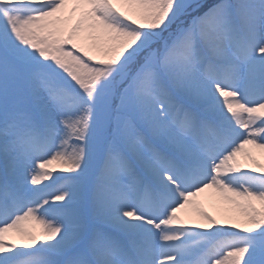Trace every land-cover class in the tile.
<instances>
[{"label":"snow or ice","instance_id":"1","mask_svg":"<svg viewBox=\"0 0 264 264\" xmlns=\"http://www.w3.org/2000/svg\"><path fill=\"white\" fill-rule=\"evenodd\" d=\"M261 156L264 0H0V264H264Z\"/></svg>","mask_w":264,"mask_h":264},{"label":"bare ground","instance_id":"2","mask_svg":"<svg viewBox=\"0 0 264 264\" xmlns=\"http://www.w3.org/2000/svg\"><path fill=\"white\" fill-rule=\"evenodd\" d=\"M199 201L203 208L216 216L217 219L227 222H241L243 219L238 211L224 202L214 191L209 190L208 192L203 193L200 196ZM181 215L189 223L202 222L198 214L191 208L183 211ZM15 239L19 242H23L22 237L15 236Z\"/></svg>","mask_w":264,"mask_h":264},{"label":"rangeland","instance_id":"3","mask_svg":"<svg viewBox=\"0 0 264 264\" xmlns=\"http://www.w3.org/2000/svg\"><path fill=\"white\" fill-rule=\"evenodd\" d=\"M260 159H261V162H262V163H264V156H261V157H260ZM242 162H244V163H245V166H246V168H248V167H251V166H252V164H251V162H250V161H242Z\"/></svg>","mask_w":264,"mask_h":264}]
</instances>
